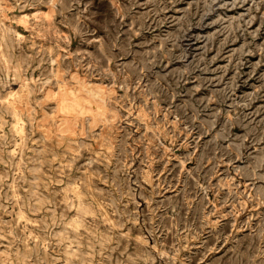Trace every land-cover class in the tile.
Masks as SVG:
<instances>
[{"label": "rangeland", "instance_id": "obj_1", "mask_svg": "<svg viewBox=\"0 0 264 264\" xmlns=\"http://www.w3.org/2000/svg\"><path fill=\"white\" fill-rule=\"evenodd\" d=\"M44 1L0 0V27L25 36L13 49L22 59L18 65L33 56L35 77L43 76L48 56L38 50L67 48L73 56L62 70L68 83L74 84L68 71L80 62L79 72L109 99L102 115H116L100 144L85 125L77 157L64 153L53 170L40 166L44 185L36 186L33 107L21 112L23 132L0 109V264H242L236 251L246 243L235 242L241 231L259 233L261 249L249 259L264 264V70L249 57L264 49V35L246 29L253 17L264 32V0L246 17L222 22L221 34L187 60L179 39L210 0H150L146 6L113 0V12L107 0H55L51 10ZM35 12L37 20L54 18L53 24L20 28L19 15L31 19ZM232 39L242 44L227 60L234 76L211 73L208 52L220 53ZM11 59L9 74L0 75L1 93L16 69ZM167 61L174 63L163 69ZM93 149L98 161L83 168ZM73 179L86 202L75 234L69 221L77 200L56 188ZM210 216L213 231L205 222Z\"/></svg>", "mask_w": 264, "mask_h": 264}, {"label": "bare ground", "instance_id": "obj_2", "mask_svg": "<svg viewBox=\"0 0 264 264\" xmlns=\"http://www.w3.org/2000/svg\"><path fill=\"white\" fill-rule=\"evenodd\" d=\"M149 1L150 0H139L138 3L146 6ZM191 1L192 0H187L186 3H191ZM44 2L47 4V7L50 10L51 7L55 4V0H46ZM107 2L112 11L114 8L113 0H107ZM261 2L262 0H210L208 10L203 11L200 14L199 20L184 28L185 31L179 39L181 40L180 42L187 47V53L184 54L183 59L187 60L191 55V51L204 47L206 42L210 38L221 34L218 27L222 22L232 24L239 18L246 17L253 4L258 5ZM220 12L223 13V16L217 15ZM259 12V10H256L255 15H257ZM33 14L34 15L31 17V19L25 18V13L19 15V17L22 18V20L25 22V25L23 24L24 26L20 28L25 30L30 29V31H33L36 26L40 24L44 26H50L53 24L54 18L48 19L47 17L41 16L42 18L37 20L35 17V15L37 16V13L35 12ZM79 22L82 23V18ZM18 29H11L7 26L6 28L0 27V75L7 76L9 74V60H13L11 59L12 57H14L16 60V69L12 72L13 77L10 80V83H8L5 87L7 90L4 93L0 92V109L8 112L12 116L13 128L22 131L23 126L19 123L21 121H19L21 112L23 110L29 109V106L32 105L33 111L30 115V118L34 120L33 125L37 134V145L35 146L33 152V155H35L36 158L34 169L36 174V186H41L44 185V180L41 177L40 166L47 165L50 169L53 170L55 168V165H60L63 161L64 153H67L72 158L74 155L75 157H77L78 153L76 152L78 150V135H82V133L85 132L84 129L85 125L87 124L89 125L88 129L90 128L92 140L96 141L95 143L100 144L101 141L99 142V139L105 133L104 131H106V133L109 132L111 123L114 122L113 119L115 118L116 112H113L111 110V115L113 116V118L109 116L104 117L102 115V111L105 108L107 109L109 99L107 100V95L103 92L99 85L94 82V80L89 82L90 80L85 79L79 72V70H82L80 62L78 63L77 67H74L73 69L68 71L70 72V77L74 79V84L70 85L68 83V80L66 79V76L63 75L62 70L65 63H69L73 56L71 57L69 55V51L67 50V48H64L65 50H61L58 49L54 44H49L48 48L38 50V52L40 53L46 52L48 56L47 68L43 76H40L38 74V76L35 77L34 71L37 65H35V62L33 61V56H24V60H26L25 65L22 67L21 65H18L21 64L19 60L22 59L20 53L17 54V57L15 56V52L13 49L17 44L16 41L25 37ZM110 29L113 30V24L110 25ZM246 29L249 32H258L260 36L264 35V32H261L259 30V24L253 17L247 21ZM95 40L96 38H92L93 43ZM33 43L34 41L31 42V44ZM241 47L242 44L239 42V40L232 39L224 45L220 53H216L210 50L208 53L212 57L211 73H214V70L216 69H223V74H229V77L232 78L234 76L233 71L227 67V60H229L234 52ZM249 57L253 63H256L260 67V69L264 70V49L258 54H251ZM41 59H43V57L39 58V60ZM173 63V61H167L163 65V69H168L169 66ZM22 68L26 72L22 73ZM11 84H15L16 87ZM114 104H116L115 101ZM132 111H135V117L143 119V115L141 114L140 109H135ZM229 116H231V114ZM140 124L143 125V127L146 129V132H148L147 120L143 119L142 121H140ZM182 135V131L178 129L177 136L181 138ZM189 149L190 146L185 143L184 150L188 151ZM98 158L99 156L97 155V151H94V149L88 151L87 156L83 160V168L85 167V165H87V167L94 165L95 160L98 161ZM235 163L237 164L238 160H235ZM218 169H223V166H218ZM143 179L146 185H148L149 187L152 186V178L148 174H144ZM74 184L75 180L73 179L61 182V186L56 187L57 189L62 188L64 190L63 192L72 194V200H77L75 211L73 213L74 216H72L71 220L69 221V224L71 226V228H69V231H71L73 234L77 232L78 222L82 221L81 215L86 212L84 210L86 202L84 200L83 187L81 186L80 189L79 186H75ZM173 196L174 194H169L167 198H171ZM198 205L196 206V208H198ZM225 208L226 207H223V209ZM240 217L241 214H238L236 219ZM205 222L208 224V231H213V229L216 227V220L211 216L208 217ZM227 223L228 218L226 217L224 225L227 226ZM258 234L259 233L257 232L250 233L241 231L235 237V242L239 243V241L243 239L246 243L242 251L240 249L236 251L237 253L239 252L241 257L243 258L242 264H248L251 261L252 264H254V262L257 260V258L249 259V256L250 254L256 255L261 249L258 240ZM250 236H252L254 239H249ZM138 244L142 245L140 240H138ZM66 252L69 253V250H66ZM261 257H264V255Z\"/></svg>", "mask_w": 264, "mask_h": 264}]
</instances>
